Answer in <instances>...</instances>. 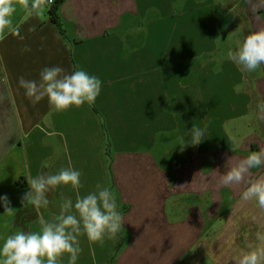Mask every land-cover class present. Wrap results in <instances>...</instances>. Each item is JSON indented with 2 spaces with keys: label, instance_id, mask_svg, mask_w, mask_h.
I'll use <instances>...</instances> for the list:
<instances>
[{
  "label": "crops",
  "instance_id": "0c3cea01",
  "mask_svg": "<svg viewBox=\"0 0 264 264\" xmlns=\"http://www.w3.org/2000/svg\"><path fill=\"white\" fill-rule=\"evenodd\" d=\"M52 6L17 0L0 35V198L11 209L0 199L1 244L101 184L116 195L123 229L103 242L78 236L75 264H237L264 234V210L241 199L245 184L220 177L264 150V65L246 72L226 53L264 29V0H63L64 34ZM53 66L101 80L94 108L31 102L19 78L39 81ZM193 125L204 130L199 143ZM69 165L81 172L78 192L59 185L39 208L24 200L27 180ZM260 176L264 167L250 170Z\"/></svg>",
  "mask_w": 264,
  "mask_h": 264
},
{
  "label": "clouds",
  "instance_id": "9594fccd",
  "mask_svg": "<svg viewBox=\"0 0 264 264\" xmlns=\"http://www.w3.org/2000/svg\"><path fill=\"white\" fill-rule=\"evenodd\" d=\"M45 0H19L25 8L38 9ZM51 3L52 0H47ZM17 0H0V35L12 24ZM239 29L229 33L228 39ZM30 50V49H25ZM227 58L241 66L246 72H255L264 65V29L256 30L243 37L238 45L227 50ZM19 85L33 104L47 98L55 111L70 107L93 105L100 95L102 82L78 66L75 71L65 73L60 66L45 67L39 74V81L19 78ZM191 134L197 143L204 130L193 125ZM196 143V144H197ZM44 167L49 162L44 161ZM264 167V150L252 152L245 159L230 167L220 177L224 186L245 184L241 193L243 201H253L264 210V176L252 179L250 170ZM215 171L213 173H217ZM81 172L71 165L61 168L56 174H39L27 180L30 191L24 200L35 207L47 206L46 193L59 185H70L77 192L81 187ZM5 211H11L7 197ZM74 207V213L72 210ZM117 198L110 186L96 185L95 191L84 196L77 194L75 204L65 199L60 214L51 222L41 218L42 228L35 232L18 230L8 235L0 244V264H59L64 254L69 264H75L81 252L78 236L86 235L89 241L103 242L105 237H116L123 229V216L118 211ZM257 244L241 250L237 264H264V234L257 232Z\"/></svg>",
  "mask_w": 264,
  "mask_h": 264
},
{
  "label": "trees",
  "instance_id": "16d2710c",
  "mask_svg": "<svg viewBox=\"0 0 264 264\" xmlns=\"http://www.w3.org/2000/svg\"><path fill=\"white\" fill-rule=\"evenodd\" d=\"M63 2V0H54V4L52 6V8L49 11V15L51 18L52 23L57 27V29L64 34V31L61 27V23L59 21L58 15H57V8L59 7V5H61V3ZM93 107V105H91ZM94 108V107H93ZM109 139L106 136L105 138V148L109 149Z\"/></svg>",
  "mask_w": 264,
  "mask_h": 264
},
{
  "label": "built area",
  "instance_id": "2783aa9c",
  "mask_svg": "<svg viewBox=\"0 0 264 264\" xmlns=\"http://www.w3.org/2000/svg\"><path fill=\"white\" fill-rule=\"evenodd\" d=\"M46 3H47L48 5H53V4H54V0H52L51 3H48L47 0H46ZM34 10H35V9H34Z\"/></svg>",
  "mask_w": 264,
  "mask_h": 264
},
{
  "label": "rangeland",
  "instance_id": "374dc122",
  "mask_svg": "<svg viewBox=\"0 0 264 264\" xmlns=\"http://www.w3.org/2000/svg\"><path fill=\"white\" fill-rule=\"evenodd\" d=\"M109 148L111 147V143H110V140H109ZM3 238L0 239V244H1V241H2ZM3 243V242H2Z\"/></svg>",
  "mask_w": 264,
  "mask_h": 264
}]
</instances>
